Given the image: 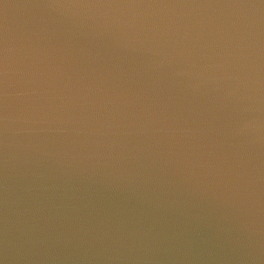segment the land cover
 <instances>
[{"label":"clouds","instance_id":"1","mask_svg":"<svg viewBox=\"0 0 264 264\" xmlns=\"http://www.w3.org/2000/svg\"><path fill=\"white\" fill-rule=\"evenodd\" d=\"M0 264H264V0H0Z\"/></svg>","mask_w":264,"mask_h":264}]
</instances>
